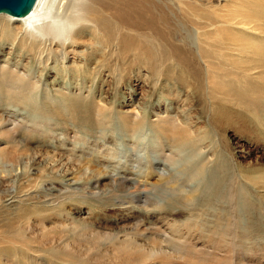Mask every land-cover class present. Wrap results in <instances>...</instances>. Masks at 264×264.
I'll list each match as a JSON object with an SVG mask.
<instances>
[{
	"label": "rangeland",
	"instance_id": "374dc122",
	"mask_svg": "<svg viewBox=\"0 0 264 264\" xmlns=\"http://www.w3.org/2000/svg\"><path fill=\"white\" fill-rule=\"evenodd\" d=\"M219 4L216 10L233 6L232 2ZM164 6L167 13L162 25L164 34L153 31L144 38L140 32H130L132 36L117 50L112 64L100 72L94 64H87L85 70L75 68L82 67L88 53L97 51L95 45H91L96 44L95 41L83 38L80 47L74 50L76 53H72L63 64V67L67 66L64 68L66 71H61L62 63L53 64L51 66L56 69L47 74L44 71L40 82L42 65L38 70L32 66V77L39 84V97L32 111L17 105L0 107V124L7 118L14 120L16 125L41 128L29 137L31 142L16 138L11 148L0 140V176H3L0 190L5 188L10 193L19 192V187L22 189L28 184L32 193L30 197L24 196L19 204L8 205L10 201L5 202L8 198L0 192V237L3 239L0 241V264H120L116 253L119 247L112 249L108 238L137 232L138 224L140 231L144 232L152 228L160 229V223H145L143 226L144 218L154 214L152 211H164L168 207L183 209V199L187 195L199 197L203 206L206 189L214 186L213 167L218 158L217 151L223 161H229L227 170L230 172L245 176L256 173L264 177L263 137L246 135L238 128L242 124L240 118L249 119V114L241 109L226 105L217 111L208 93V83L202 80L206 67L197 57L198 41L191 36L196 33L197 27L186 18L184 23L175 18L176 10H181L174 0H164ZM197 8L205 13L200 5ZM178 23L182 24L179 31ZM117 28L121 29L119 26L113 28V38L120 34ZM232 31H229L230 34L245 40L260 39L250 31L238 28H232ZM11 48V45H5L0 53L1 61L10 62L8 65L12 68L18 62L23 66L18 69L24 71V65L29 63L30 58L23 57L21 62L17 54L15 60L10 59L14 46ZM231 54L236 53L232 51ZM52 80L58 81L53 83ZM53 87L61 91L55 92ZM64 93L72 98L69 102L72 107H83L78 120L73 114L67 116L64 111L65 107H69L68 99L59 98ZM83 96L87 103H82ZM92 99L93 107H90ZM47 100L53 105L52 110L48 105L44 106L45 109L39 106ZM85 107L88 112L83 114ZM93 108L101 109L105 120L98 122ZM47 111L51 117L45 115ZM217 114L220 120L225 117V127L219 131L215 126ZM141 119L146 120L142 127L127 131L126 124ZM168 119L189 130L192 138H201L204 142L174 148L167 143L161 127H155L158 124L163 128ZM16 150L22 152L23 160L20 158L19 161L13 153ZM203 160L207 167L204 177L193 172ZM101 176L107 178L99 179ZM166 178L174 181L168 184L169 180H164ZM96 179H99L98 182H93ZM126 179H132L133 184ZM120 181L128 186L126 191L115 189ZM243 183L237 187L239 191H242ZM50 190L54 191V197H50L47 205L50 209L55 208L54 212H48V208L43 207L44 197L53 193ZM248 190L249 197L240 198L235 205V215L244 225L226 238L228 243H232L226 244L221 232L212 233L214 227L209 221L217 218V214L209 209L221 212L219 207L225 204V200L217 199L218 202L214 201L208 211H200L198 232H194L193 238L181 250L192 249L209 256L208 264L215 261L233 264V260L235 264H264V212L260 208L264 197ZM35 192L40 194L35 196ZM197 202L194 201V204L197 205ZM5 205L14 213L4 210ZM23 206L29 209H19ZM126 207L133 210L122 209ZM163 213L162 216L178 224L187 223L189 215L183 211ZM225 218V215L220 217L222 222ZM232 234L236 238L229 241ZM81 236L86 239L84 243L78 242ZM90 239L96 240L98 245L89 243ZM178 264L194 263L180 260Z\"/></svg>",
	"mask_w": 264,
	"mask_h": 264
},
{
	"label": "bare ground",
	"instance_id": "6f19581e",
	"mask_svg": "<svg viewBox=\"0 0 264 264\" xmlns=\"http://www.w3.org/2000/svg\"><path fill=\"white\" fill-rule=\"evenodd\" d=\"M174 2L181 10L180 12L176 10L177 15L175 18L177 20L181 19L183 23L186 18L197 27L196 33H192L191 36L198 41L199 52H197V57L206 67V73L202 77V80L208 83L210 89L208 93L217 111L221 106L226 105L235 107V109H241L243 112L249 114V119L244 117L240 118L242 124L239 126L237 125L238 128L244 131L246 135H253L255 138L261 135L264 139V0H174ZM220 2H232L233 6L226 10H216L215 7L220 5ZM197 5L203 7V12L205 13H202L197 8ZM166 18L167 13L164 0H37L33 10L27 16L16 19V17L10 15L0 14V53L3 52L5 45H11V49H13L14 46V52L10 59L15 60L17 54H19L18 58L21 57L19 59L21 62L25 57L30 58L29 63L24 65V71L18 69L19 66L23 68L18 62L16 66L12 68L8 65L10 62L7 63V61H1L0 59V107L8 108L9 105H17L24 110L32 111L35 108L34 103L39 97V84L38 81L34 80L32 77V66L37 69L42 65L40 74L41 82L44 71H46L47 74L48 71L51 72V70L56 69L51 65L55 64L57 66V63H62L63 67V64L67 62L66 60L69 56L72 53H76L74 50L80 47V42L83 38L95 41L96 44L91 43V45H95L97 51L88 53L89 55L88 57L86 56L85 63H83L82 67L75 68L79 70L83 68V70H85L87 64H94L96 66L95 69H98L97 72H100L108 64H112L111 60H115V53H117V50L124 46L123 44H127V39L132 36L130 32H140L144 38H147L146 36L150 32L153 33V31H156L158 34H164L165 29L162 25ZM181 25L182 24L178 23V31ZM118 26L121 27L122 30L117 28L120 34L113 38L111 35L113 28ZM232 28L250 31L252 35L260 39L247 38V40H245L242 39L241 36L236 37L235 34L232 35L229 32L232 31ZM232 51L236 54H231ZM1 62L4 64H1ZM192 65H195V63ZM27 66L28 70H26ZM65 67L62 68V72L66 71L64 69ZM57 81L58 80H54L53 83ZM53 90L55 92L61 91L56 87H53ZM59 98L62 100L68 99L69 107H65L64 111L67 116L73 114L76 117L75 119L78 120L82 114L81 110H83V107H81V105L72 107L69 103L72 98L65 95V93ZM83 102L84 96L82 103ZM45 105H48L49 109H53V105L49 103L48 100L45 101L43 106L39 104L43 109H45ZM92 105L93 99L89 103L90 107H93ZM86 108L87 107L84 109ZM87 112L86 109L83 114ZM45 115L51 117L48 111ZM217 115L215 126L217 131H219L225 127V121L223 120L225 117H222L220 120L219 114ZM94 117L98 122L106 118L104 112L99 108L94 109ZM170 121L171 120L167 121V125L163 128L158 124H156L155 127L157 129L161 127L160 129H162L167 143L174 148L181 149L188 144L191 145L198 141H202L201 138H192L189 130L184 127H178L173 121V123ZM145 122V119H141L132 124H126V129L129 128L127 131H134L142 127ZM158 122L159 121H157V123ZM252 124L253 127L251 126ZM39 127L40 126L37 128H28L27 126L16 125L14 120L4 118L2 124H0V140L5 142V144H9L11 148L13 147L11 145L16 142V138L26 142L30 141L29 137H32V135L41 130ZM19 141L20 140H18V142ZM218 146L219 144L217 148ZM13 153L18 156L19 161L20 158L23 160L24 156L21 151L16 150ZM216 156H218V158L215 167H213L214 186L209 188V190L206 189V191L209 192L205 193L206 199L203 201V206L198 200L199 197L198 199L196 196V198H193L194 195L189 194L190 196L187 195V197L183 199L185 204L183 209L168 207L165 208L164 211H152L154 214L148 213L149 215L143 220L144 224L140 222L143 226H145V223H160V229L155 228V230H153V228H150L151 230L148 229L144 232L140 231L138 224L136 227L137 232L135 231L122 236H114L113 239L108 238V244L110 246L113 245L111 246L112 249H115V247L117 249L119 247V251L116 253L119 256H117V259L120 264H178L180 260H189L194 264H208L206 261L209 259V256L201 255L196 250L192 249L185 252L182 251L181 248H184V246L189 243L190 238L194 236V232H198L196 229L200 225L198 223L201 216L199 214L200 211L205 209L208 211L209 208H212L213 204H215L214 201H217V199L225 200V204L223 207H219L221 212L217 209H209L211 212L217 214V218H213L209 221L211 222V226L214 227L212 233L221 232V237L224 242L226 244L232 243H228L226 238L230 233L237 232L240 225H244V222L241 220L239 222L238 217L235 215V205L239 203L240 198L249 197L248 189L264 197V177H259L256 173L245 176L230 172L227 170L229 161H223V157L220 158L221 153L218 154V151ZM206 170V162L203 160L196 165L193 172L204 177ZM11 176L12 175H10V178H12ZM19 176L21 177L22 175ZM1 177L3 176H0V179ZM105 178L107 177L101 176L99 179ZM23 179H20V181H23ZM99 179L93 182H98ZM245 179L248 180L249 183H247ZM9 180L10 179H8V181ZM164 180L166 181L167 178ZM168 180L169 182L167 183L169 184L173 179L170 178ZM126 181H130L129 184H133L132 179H126ZM119 183V186H116L115 189H119L120 191H126L128 189V186H124L121 181ZM241 183H243L241 185L242 191H239L237 187H239ZM0 185L2 186V184ZM72 185L70 184L69 186ZM250 185L252 187H250ZM28 186L31 187V185L28 184L22 189L19 187V192L16 190L17 192L14 191L10 193V191L7 189L5 190V188L4 191L0 190V192L4 194L3 197L8 198L5 202L10 201L8 205L12 203L19 204L20 201L22 202L24 196L30 197V195H32ZM51 190L54 189L52 188ZM54 191H51L53 193H49L44 197L45 203L43 207L48 208V212H54L55 209H50L49 205H47L48 201L51 200L50 197H54ZM56 191L59 192L57 189ZM34 194L37 196L40 192H35ZM194 201H198L197 205L194 204ZM8 205L3 206L4 210L9 209L11 211L10 213H14V210H11ZM30 205L32 206L34 204ZM128 208L122 209H127L126 211L130 212L133 210ZM260 208L263 209L264 212L263 203H261ZM19 209L25 210L29 208L23 206ZM23 210L20 211L22 212ZM179 211L189 213L188 217H186L187 223L178 224L175 220L168 219L163 213L169 212L175 214ZM161 212L164 214L163 216ZM223 215L226 216L224 222L220 219ZM6 221H8V219ZM235 238L236 237L232 234L229 237V241H233ZM2 240L3 239L0 237V241ZM85 241L86 239L83 236L79 237V243H84ZM89 243L98 245L96 240L90 239ZM121 252L122 254L120 255H125L120 256L119 253ZM100 257H103V255H100ZM239 260L241 261V259ZM212 264L220 263L215 261ZM233 264H235V260H233Z\"/></svg>",
	"mask_w": 264,
	"mask_h": 264
},
{
	"label": "water",
	"instance_id": "95a60500",
	"mask_svg": "<svg viewBox=\"0 0 264 264\" xmlns=\"http://www.w3.org/2000/svg\"><path fill=\"white\" fill-rule=\"evenodd\" d=\"M36 2L37 0H0V14L21 18L31 13Z\"/></svg>",
	"mask_w": 264,
	"mask_h": 264
}]
</instances>
